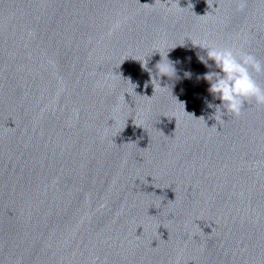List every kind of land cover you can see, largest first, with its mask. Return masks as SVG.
I'll return each mask as SVG.
<instances>
[{"label": "water", "instance_id": "1", "mask_svg": "<svg viewBox=\"0 0 264 264\" xmlns=\"http://www.w3.org/2000/svg\"><path fill=\"white\" fill-rule=\"evenodd\" d=\"M240 3L0 0V264H264V106L214 119L196 47L264 62Z\"/></svg>", "mask_w": 264, "mask_h": 264}, {"label": "clouds", "instance_id": "2", "mask_svg": "<svg viewBox=\"0 0 264 264\" xmlns=\"http://www.w3.org/2000/svg\"><path fill=\"white\" fill-rule=\"evenodd\" d=\"M189 6L192 7L190 2ZM240 7H243L242 0ZM115 27H119V23ZM196 47L204 50L206 55L200 56L199 59L210 69L202 79L208 83V92L213 100L220 101L219 104L206 101L207 107L214 109V119L218 115L221 119L224 115L239 117L248 102L264 106V86L255 78L264 75V62L243 51L242 47L214 45L207 40L201 41ZM209 61L212 64H209ZM213 68L215 70H211ZM156 71L157 76H167L169 79L176 76V69L167 58L165 61L161 57V61L156 65ZM158 87L162 91L168 89L167 86L160 87L159 84Z\"/></svg>", "mask_w": 264, "mask_h": 264}]
</instances>
